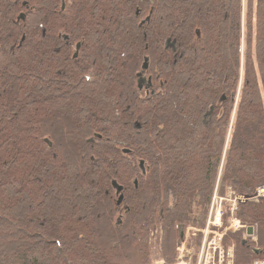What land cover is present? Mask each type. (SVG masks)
I'll use <instances>...</instances> for the list:
<instances>
[{
	"label": "trees",
	"instance_id": "16d2710c",
	"mask_svg": "<svg viewBox=\"0 0 264 264\" xmlns=\"http://www.w3.org/2000/svg\"><path fill=\"white\" fill-rule=\"evenodd\" d=\"M216 185L264 258V0H0V264H175Z\"/></svg>",
	"mask_w": 264,
	"mask_h": 264
},
{
	"label": "rangeland",
	"instance_id": "374dc122",
	"mask_svg": "<svg viewBox=\"0 0 264 264\" xmlns=\"http://www.w3.org/2000/svg\"><path fill=\"white\" fill-rule=\"evenodd\" d=\"M144 80V76L141 77V83ZM147 80L148 78L144 83H147ZM216 186L218 188V185ZM228 197H234L231 188H228L226 197L218 194V191L214 192L207 207L204 226L189 223L182 229L175 247V264H234L235 241L229 232L243 229H239L240 224L234 217L233 206L237 201L233 204L231 200H227ZM220 209H222L223 215L221 223L218 224L214 222V219L217 210ZM253 226L254 233L252 235H248L243 230L244 238H255L256 226ZM199 230H203L200 242H198ZM156 239L152 241L153 252L150 261L151 264H164ZM262 261L264 258L256 257L249 264H260Z\"/></svg>",
	"mask_w": 264,
	"mask_h": 264
},
{
	"label": "built area",
	"instance_id": "2783aa9c",
	"mask_svg": "<svg viewBox=\"0 0 264 264\" xmlns=\"http://www.w3.org/2000/svg\"><path fill=\"white\" fill-rule=\"evenodd\" d=\"M263 196H264V185L258 187L257 192L254 195V198L257 199V198H260V197H263ZM239 199H243V198L240 197V196L239 197H233V198L232 197H228L227 198V200H231L233 202V204L236 203V201L239 200ZM221 215H222V209L217 210V214H216L215 219H214L215 223H220ZM260 264H264V261H262Z\"/></svg>",
	"mask_w": 264,
	"mask_h": 264
},
{
	"label": "bare ground",
	"instance_id": "6f19581e",
	"mask_svg": "<svg viewBox=\"0 0 264 264\" xmlns=\"http://www.w3.org/2000/svg\"><path fill=\"white\" fill-rule=\"evenodd\" d=\"M63 3H64V2H63ZM21 16L24 18V14H22ZM216 191H218L217 186H216V188L214 189V192H216ZM214 192H213V194H214ZM213 194H212V196H213ZM236 207H237V203L233 206V209L235 210ZM222 215H223V211H222ZM222 215H221V219H222ZM234 217H235V214H234ZM235 219L238 220V222H239V224H240L239 229H243L245 232H247V228H248L249 226H253V225H249V224H245V223H243V222H242L240 219H238L237 217H235ZM220 223H221V221H220ZM220 223H218V224H220ZM229 227H230V226H229ZM253 230H254V226H253ZM253 233H254V231H253ZM248 235H249V234H248ZM253 263H254V261H253ZM253 263H252V264H253Z\"/></svg>",
	"mask_w": 264,
	"mask_h": 264
},
{
	"label": "water",
	"instance_id": "95a60500",
	"mask_svg": "<svg viewBox=\"0 0 264 264\" xmlns=\"http://www.w3.org/2000/svg\"><path fill=\"white\" fill-rule=\"evenodd\" d=\"M62 8H64V3L62 4ZM79 47H80V44H78L77 49H79ZM74 55L76 56L77 53H75ZM143 67H144V68H147V64L145 63ZM253 231H254V230H253V226H249V227L247 228V234L252 235V234H253Z\"/></svg>",
	"mask_w": 264,
	"mask_h": 264
},
{
	"label": "flooded vegetation",
	"instance_id": "af4514ba",
	"mask_svg": "<svg viewBox=\"0 0 264 264\" xmlns=\"http://www.w3.org/2000/svg\"><path fill=\"white\" fill-rule=\"evenodd\" d=\"M24 4H26V2H24ZM23 14V13H22ZM22 14H20V15H22Z\"/></svg>",
	"mask_w": 264,
	"mask_h": 264
}]
</instances>
